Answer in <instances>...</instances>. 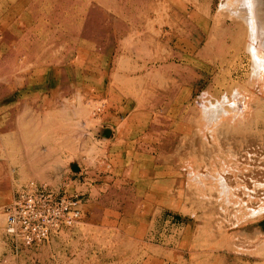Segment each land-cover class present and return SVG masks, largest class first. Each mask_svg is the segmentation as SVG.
I'll list each match as a JSON object with an SVG mask.
<instances>
[{
	"label": "rangeland",
	"instance_id": "rangeland-1",
	"mask_svg": "<svg viewBox=\"0 0 264 264\" xmlns=\"http://www.w3.org/2000/svg\"><path fill=\"white\" fill-rule=\"evenodd\" d=\"M224 2L0 0V264H264V76ZM216 104L242 122L200 132ZM31 181L81 216L24 247Z\"/></svg>",
	"mask_w": 264,
	"mask_h": 264
},
{
	"label": "built area",
	"instance_id": "built-area-1",
	"mask_svg": "<svg viewBox=\"0 0 264 264\" xmlns=\"http://www.w3.org/2000/svg\"><path fill=\"white\" fill-rule=\"evenodd\" d=\"M3 215L6 233L29 247L72 226L81 216L80 198L31 181L3 208Z\"/></svg>",
	"mask_w": 264,
	"mask_h": 264
},
{
	"label": "bare ground",
	"instance_id": "bare-ground-1",
	"mask_svg": "<svg viewBox=\"0 0 264 264\" xmlns=\"http://www.w3.org/2000/svg\"><path fill=\"white\" fill-rule=\"evenodd\" d=\"M178 2V1H177ZM164 3V2H163ZM174 3V2H173ZM182 3V2H181ZM179 4V3H178ZM168 5V4H167ZM181 5V4H180ZM223 6H222V8H224L225 10H227L228 11V13H229V17L231 18V19H235V20H237V21H239L241 24H243V26L245 27V38H243L244 39V47L246 48V50L248 51V53H249V55H250V57H251V62H252V65H254V69L256 68L257 69V71H254V73L256 72H258L257 73V75L258 74H262L263 76H264V59L262 58V56H261V54H260V51H259V49L256 47L257 46V44L256 43H258L260 46L263 44V42H264V0H225V2L222 4ZM162 6V5H161ZM177 6V5H176ZM182 6V5H181ZM181 6H180V8H181ZM220 8V7H219ZM221 8V9H222ZM162 9L164 10V8L162 7ZM170 9V8H169ZM220 9V10H221ZM162 10V11H163ZM183 10V9H182ZM168 11V10H167ZM185 11V10H184ZM218 11V10H217ZM219 12V11H218ZM225 12V11H224ZM223 12V13H224ZM162 13V12H161ZM173 13V12H172ZM177 12H175V14H176ZM208 13V12H207ZM210 13V12H209ZM220 13V12H219ZM218 13V14H219ZM165 14V13H164ZM221 14V13H220ZM227 14V13H226ZM174 15V14H173ZM216 15V14H215ZM165 16V15H164ZM172 16V15H171ZM180 16V15H179ZM210 16V15H209ZM221 16V15H220ZM225 16V15H224ZM169 17V16H168ZM178 17V16H177ZM215 17L217 18V16H214V20H215ZM223 17V16H222ZM162 18V17H161ZM161 18H160V20H161ZM225 18V17H224ZM226 18H228V14H227V16H226ZM210 19V18H209ZM211 19H212V16H211ZM220 18H219V15H218V20H219ZM226 20V19H225ZM171 21V20H170ZM231 21V20H230ZM149 22V21H148ZM212 22V21H211ZM221 22V21H220ZM150 23V22H149ZM162 23H163V21H162ZM210 23V22H209ZM215 23V22H214ZM147 24V23H146ZM167 24V23H166ZM217 24H219L218 22H217ZM225 24V23H224ZM231 24H232V22H231ZM173 25H174V23H173ZM222 27H223V25L222 24H220ZM147 26V25H146ZM169 26V25H168ZM211 26V25H210ZM227 26V25H226ZM230 27H231V25H229ZM228 26V27H229ZM234 26V25H233ZM233 26H232V28H233ZM236 26V25H235ZM234 26V27H235ZM227 27V28H228ZM237 27V26H236ZM147 28H149V27H147ZM171 28V27H170ZM214 28V27H213ZM216 28V27H215ZM220 28V27H219ZM218 28V29H219ZM226 28V27H225ZM238 28V27H237ZM178 29H180V28H178ZM217 29V30H218ZM229 29V28H228ZM228 29H227V31H228ZM149 30V29H148ZM150 30H152V27H151V29ZM222 30V29H221ZM170 31V30H169ZM172 31V30H171ZM213 31V30H212ZM219 31V30H218ZM217 31V32H218ZM226 31V30H225ZM226 31V32H227ZM198 32V31H197ZM216 32V31H215ZM164 33H165V31H164ZM178 33V32H177ZM184 33V32H183ZM214 33V32H213ZM228 33V32H227ZM263 33V34H262ZM201 35V34H200ZM204 35V34H203ZM218 35V34H217ZM220 35V34H219ZM221 35H223V34H221ZM229 35H230V33H229ZM163 36V35H162ZM210 36H211V34H210ZM228 36V35H227ZM218 37V36H217ZM242 38V37H241ZM213 39V38H212ZM211 39V40H212ZM219 39V38H218ZM229 39V38H228ZM201 40V39H200ZM210 40V41H211ZM233 40H234V38H233ZM233 40H231L230 39V43H232V41ZM228 41V40H227ZM226 41V42H227ZM234 41H236V40H234ZM193 43V42H192ZM209 43V42H208ZM217 43V42H216ZM221 43H222V41H221ZM236 43V42H235ZM235 43H233V44H231V46H233ZM237 43L240 45V41H238L237 40ZM261 43V44H260ZM195 44V43H194ZM212 44H213V40H212ZM220 44V43H219ZM218 44V45H219ZM223 44H224V42H223ZM207 45V44H206ZM215 45V44H214ZM209 46V45H208ZM207 46V47H208ZM220 46V45H219ZM218 46V49L221 47H219ZM227 46V45H226ZM225 46V47H226ZM230 46V45H229ZM210 47V46H209ZM216 47V46H215ZM223 47V46H222ZM211 48V47H210ZM214 48V47H213ZM229 48V47H228ZM227 48V50H229ZM232 48H234V47H232ZM263 48V47H262ZM216 49H217V47H216ZM141 50V49H140ZM260 50H261V48H260ZM137 51V50H136ZM219 51V50H218ZM220 53V52H219ZM222 53V52H221ZM228 53V52H227ZM223 54V53H222ZM226 54V53H225ZM168 56V55H167ZM176 56V55H175ZM225 57H223V59H224ZM169 59H170V57H169ZM168 59V60H169ZM172 59V58H171ZM176 59V58H175ZM217 58H215V60H216ZM204 60H206V59H204ZM209 60V59H208ZM211 62V61H210ZM215 62V61H214ZM219 63V62H218ZM173 67V66H172ZM262 77H260V79H261ZM223 101H224V97H223ZM216 102V101H215ZM204 103V102H203ZM217 104H219L220 105V103L218 102ZM216 104V105H217ZM196 105V104H195ZM214 105V104H213ZM218 106V105H217ZM217 106H212V105H210V106H203L202 108H201V117L199 118L200 120L199 121H196L197 122V124H198V130L200 131V132H202V129H205V130H209V131H211L212 133H213V128H214V126H216V125H218V117H224L223 116V111H225V113H227V111L226 110H223L222 108H220L219 106V108L218 109H216L215 107H217ZM246 106V105H245ZM240 108V107H239ZM227 109V108H226ZM222 111V115H220V116H218L219 114H218V111ZM246 111V110H245ZM220 113V112H219ZM225 113H224V115H225ZM239 115H241V114H239ZM245 115V114H244ZM218 116V117H217ZM243 115L242 116H238V115H234L233 113H229V111H228V113L225 115V117L224 118H222V120L223 121H221V122H224V121H226V122H228V123H237V122H242V120H243ZM221 120V119H220ZM219 120V121H220ZM219 124H221V123H219ZM201 129V130H200ZM34 143V142H33ZM37 145V144H36ZM43 156V155H42ZM39 158V157H38ZM35 159H36V157H35ZM27 160H28V158H27ZM31 162V161H30ZM29 161H28V163H30ZM34 162H35V160H34ZM32 163V162H31ZM234 170V169H233ZM191 172V174H189ZM188 171L187 173H188V175H187V177L190 175H192V171ZM195 173V172H194ZM196 174V173H195ZM198 174V173H197ZM200 174V173H199ZM199 174H198V176H199ZM194 175V174H193ZM196 175H194V176H191L192 178L193 177H195ZM198 176H196V177H198ZM203 177H204V175H202ZM199 177H201V176H199ZM202 177V178H203ZM189 178V177H188ZM196 179V178H195ZM205 179H206V177H205ZM208 179V178H207ZM197 180V179H196ZM198 180H200V179H198ZM191 181H192V179H191ZM190 181V182H191ZM195 181V180H194ZM199 182V181H198Z\"/></svg>",
	"mask_w": 264,
	"mask_h": 264
}]
</instances>
